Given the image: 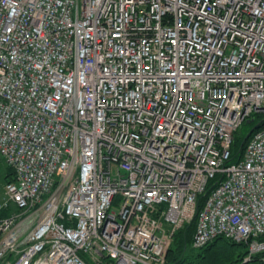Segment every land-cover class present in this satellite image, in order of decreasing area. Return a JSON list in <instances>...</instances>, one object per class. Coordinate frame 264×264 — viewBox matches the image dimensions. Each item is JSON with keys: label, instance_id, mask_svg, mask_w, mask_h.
I'll return each instance as SVG.
<instances>
[{"label": "built area", "instance_id": "2783aa9c", "mask_svg": "<svg viewBox=\"0 0 264 264\" xmlns=\"http://www.w3.org/2000/svg\"><path fill=\"white\" fill-rule=\"evenodd\" d=\"M260 114L264 0H0V264H166L195 218L249 261Z\"/></svg>", "mask_w": 264, "mask_h": 264}, {"label": "trees", "instance_id": "16d2710c", "mask_svg": "<svg viewBox=\"0 0 264 264\" xmlns=\"http://www.w3.org/2000/svg\"><path fill=\"white\" fill-rule=\"evenodd\" d=\"M263 126L264 114H260L254 131ZM245 136L238 132L233 145L234 153L231 161H235L241 156L245 147ZM12 173V170L8 168L6 179L11 177ZM213 183L215 181H212L210 187L199 195V208L207 200ZM8 214L9 212L6 210L0 211V218ZM196 221L197 218L175 233L166 256V264H264V252L255 254L249 261L243 263V259L248 253L249 245L247 242H235L224 237H217L201 248H194L192 240L196 230ZM214 252L218 254L213 255Z\"/></svg>", "mask_w": 264, "mask_h": 264}, {"label": "rangeland", "instance_id": "374dc122", "mask_svg": "<svg viewBox=\"0 0 264 264\" xmlns=\"http://www.w3.org/2000/svg\"><path fill=\"white\" fill-rule=\"evenodd\" d=\"M255 121L251 124H244L239 132L242 135H246L249 133V130L257 123ZM8 166L5 163V160L0 156V204L8 200V194L6 190V174H7ZM217 252H214L213 255H217ZM248 254V253H247ZM245 258V257H244Z\"/></svg>", "mask_w": 264, "mask_h": 264}, {"label": "water", "instance_id": "95a60500", "mask_svg": "<svg viewBox=\"0 0 264 264\" xmlns=\"http://www.w3.org/2000/svg\"><path fill=\"white\" fill-rule=\"evenodd\" d=\"M253 121H254L253 118L249 119V120L246 121V124H251ZM251 133H252V130L246 135L245 140L250 136Z\"/></svg>", "mask_w": 264, "mask_h": 264}]
</instances>
